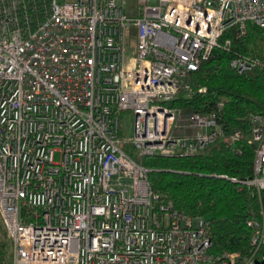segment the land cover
Here are the masks:
<instances>
[{
  "label": "built area",
  "instance_id": "1",
  "mask_svg": "<svg viewBox=\"0 0 264 264\" xmlns=\"http://www.w3.org/2000/svg\"><path fill=\"white\" fill-rule=\"evenodd\" d=\"M124 4L0 0V220L11 243L3 264H264L262 208L245 254H215L205 218L155 193L135 158L240 140L215 112L171 100L194 93L192 72L215 47L230 48L227 28H264V0H137L135 14ZM255 63L230 60L238 72ZM249 122L253 173L229 178L260 195L264 113Z\"/></svg>",
  "mask_w": 264,
  "mask_h": 264
},
{
  "label": "trees",
  "instance_id": "2",
  "mask_svg": "<svg viewBox=\"0 0 264 264\" xmlns=\"http://www.w3.org/2000/svg\"><path fill=\"white\" fill-rule=\"evenodd\" d=\"M43 1L47 0H37V4ZM224 37L230 38V48L215 47L192 72L194 93L185 97L179 92L171 102L187 110L215 112L224 129L241 131L240 140L231 145L218 140L204 151L188 155L135 158L148 167V179L155 193L170 198L175 207L188 214L205 218L213 253L237 251L243 255L250 247L249 222L259 216L261 208L264 210V189L258 195L253 186L229 177L245 179L253 173L255 143L250 137L249 115L264 113V28L248 22L243 34L229 27ZM236 55H248L256 63L238 72L230 64ZM202 85L206 90L198 91ZM10 249L0 220V264L9 257Z\"/></svg>",
  "mask_w": 264,
  "mask_h": 264
},
{
  "label": "rangeland",
  "instance_id": "3",
  "mask_svg": "<svg viewBox=\"0 0 264 264\" xmlns=\"http://www.w3.org/2000/svg\"><path fill=\"white\" fill-rule=\"evenodd\" d=\"M125 10L129 14H135L138 10L137 0H125L124 4ZM133 41V45H134ZM121 133L125 137L132 135V114L130 112L124 111L122 113L121 119ZM123 146L129 147V144L123 143ZM58 158V154L55 155V159Z\"/></svg>",
  "mask_w": 264,
  "mask_h": 264
}]
</instances>
